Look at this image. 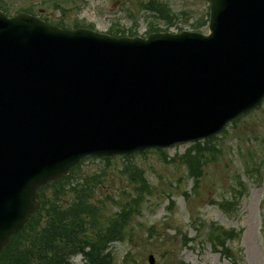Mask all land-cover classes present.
<instances>
[{
	"label": "water",
	"instance_id": "1",
	"mask_svg": "<svg viewBox=\"0 0 264 264\" xmlns=\"http://www.w3.org/2000/svg\"><path fill=\"white\" fill-rule=\"evenodd\" d=\"M208 28L115 38L0 12V252L82 158L209 137L261 104L264 0H210Z\"/></svg>",
	"mask_w": 264,
	"mask_h": 264
},
{
	"label": "rangeland",
	"instance_id": "2",
	"mask_svg": "<svg viewBox=\"0 0 264 264\" xmlns=\"http://www.w3.org/2000/svg\"><path fill=\"white\" fill-rule=\"evenodd\" d=\"M7 1L11 11L30 3ZM113 1L98 8L99 16L87 18L95 29L108 30L110 20L103 18ZM150 1L166 5L174 20L167 25L160 15L143 9ZM123 3L128 8L117 10L122 14L115 21L138 35L146 36L150 29L207 32L203 22L209 0ZM115 31L121 33L122 26ZM204 144L201 173L184 163L185 154L196 145L185 143L128 157L85 159L55 189L63 190L60 199L67 203L69 187L89 184V203L103 226L122 210L129 211L121 238L108 246L109 264H150L149 255L152 264H264V102ZM45 195L52 199L54 189ZM211 228L233 230L235 236L226 240L225 249H214L208 240ZM73 261L80 264V256Z\"/></svg>",
	"mask_w": 264,
	"mask_h": 264
},
{
	"label": "trees",
	"instance_id": "3",
	"mask_svg": "<svg viewBox=\"0 0 264 264\" xmlns=\"http://www.w3.org/2000/svg\"><path fill=\"white\" fill-rule=\"evenodd\" d=\"M185 157L187 161L184 163L191 170L201 173L199 148L196 152L188 151ZM56 186L51 184L54 189L52 199L45 195L44 190L41 191V210L31 217L20 233L12 237L0 254V264H69L68 258L74 253H81L85 264H109L108 243L121 238L129 211L122 210L103 226L89 203L92 192L89 184L76 182L69 187L72 196L67 203L61 201L63 190L55 189ZM234 236L233 230L211 228L208 240L214 249L218 246L225 249L226 240ZM57 241L61 245L57 246Z\"/></svg>",
	"mask_w": 264,
	"mask_h": 264
},
{
	"label": "flooded vegetation",
	"instance_id": "4",
	"mask_svg": "<svg viewBox=\"0 0 264 264\" xmlns=\"http://www.w3.org/2000/svg\"><path fill=\"white\" fill-rule=\"evenodd\" d=\"M30 3L26 6L17 8L11 11L12 4L7 0H0V10L4 14L11 16L19 12H25L27 14L36 16L50 24H61L69 29H76L79 27H90L95 28L94 24L87 18L91 15L98 14V8L106 5L107 0H26ZM37 1V2H33ZM51 7V11L48 8ZM111 9L106 11L104 14V21H109L110 26L108 30H119V26L122 29L126 28L124 25L116 22L115 16L121 13H116L119 11H126L128 5H124L123 0H115L111 5ZM105 8V7H104ZM85 10H88L85 11ZM143 10V9H142ZM109 14V15H108ZM110 18L113 19H109ZM88 20V21H87ZM113 20V21H111Z\"/></svg>",
	"mask_w": 264,
	"mask_h": 264
}]
</instances>
